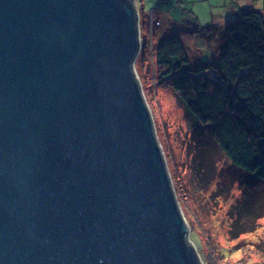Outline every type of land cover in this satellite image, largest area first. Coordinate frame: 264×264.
Listing matches in <instances>:
<instances>
[{
    "label": "water",
    "instance_id": "water-1",
    "mask_svg": "<svg viewBox=\"0 0 264 264\" xmlns=\"http://www.w3.org/2000/svg\"><path fill=\"white\" fill-rule=\"evenodd\" d=\"M140 49L135 0H0V264H203Z\"/></svg>",
    "mask_w": 264,
    "mask_h": 264
},
{
    "label": "rangeland",
    "instance_id": "rangeland-1",
    "mask_svg": "<svg viewBox=\"0 0 264 264\" xmlns=\"http://www.w3.org/2000/svg\"><path fill=\"white\" fill-rule=\"evenodd\" d=\"M142 1L136 0L137 6ZM145 1L147 5L151 2ZM153 6L159 16L155 15L153 25L151 16L154 11L148 15L141 12L142 19L145 18L141 49L142 43L144 47L135 69L154 120L173 189L189 224L190 240L203 264H264V218L259 220L254 233L242 235L239 239H232L230 234L233 222L239 219L241 205L247 199L257 202L259 196L249 198V195L256 196L257 191L264 190L263 186L256 182L252 185L235 182L244 178L242 173L219 149H211L209 155L214 161V172L212 168L210 172L215 174L216 180L205 187L196 174V153L203 148L198 149L194 141L193 121L179 102L170 81L160 75L154 54L159 38L174 34L181 36L194 67L214 65L225 44V26L245 8L262 10L263 0H156ZM216 13L229 14L228 21L218 22L213 17ZM156 21L161 24L155 26ZM216 23L211 37L205 28ZM199 242L208 255L207 261L197 247Z\"/></svg>",
    "mask_w": 264,
    "mask_h": 264
},
{
    "label": "trees",
    "instance_id": "trees-1",
    "mask_svg": "<svg viewBox=\"0 0 264 264\" xmlns=\"http://www.w3.org/2000/svg\"><path fill=\"white\" fill-rule=\"evenodd\" d=\"M144 19L139 18L141 27ZM213 28H205L206 33L210 35ZM223 38L217 62L194 67L181 36L164 34L155 45L156 64L193 121L194 141L198 149L203 148L197 149L196 174L205 187L216 180L210 172L214 161L209 152L219 149L244 176L235 182H256L264 188V0L262 10L237 12L225 26ZM252 196L259 200L247 199L241 205L239 219L230 229L232 239L254 233L264 218V190ZM197 247L207 261L203 245L199 242Z\"/></svg>",
    "mask_w": 264,
    "mask_h": 264
},
{
    "label": "crops",
    "instance_id": "crops-1",
    "mask_svg": "<svg viewBox=\"0 0 264 264\" xmlns=\"http://www.w3.org/2000/svg\"><path fill=\"white\" fill-rule=\"evenodd\" d=\"M154 2H156V0H151V2H150V4L149 5H147L146 4V1L145 0H143L142 2H140V4H138V6H137V4H136V0H135V4H136V8L140 11V12H142L144 15L145 14H150L152 11H155L156 12V9H155V7L153 6V3ZM141 7H143V8H141ZM213 17H214V19H218V22H220V21H222V22H225L226 23V21H228V18H229V14H213ZM215 21V20H214ZM215 23V22H214ZM217 24L218 23H216V24H213L212 26L214 27L213 28V30L215 29V27H217ZM214 32H212L211 34H210V36L212 37V34H213Z\"/></svg>",
    "mask_w": 264,
    "mask_h": 264
},
{
    "label": "built area",
    "instance_id": "built-area-1",
    "mask_svg": "<svg viewBox=\"0 0 264 264\" xmlns=\"http://www.w3.org/2000/svg\"><path fill=\"white\" fill-rule=\"evenodd\" d=\"M140 14H141V12H140V13L138 12V18H141V15H140ZM152 17H153V18H152ZM154 17H155L154 15L151 16V22H152V25L154 24V23H153ZM159 24H161L160 21H156L155 26H158ZM139 29H140V41H141L142 27H141L140 24H139Z\"/></svg>",
    "mask_w": 264,
    "mask_h": 264
},
{
    "label": "clouds",
    "instance_id": "clouds-1",
    "mask_svg": "<svg viewBox=\"0 0 264 264\" xmlns=\"http://www.w3.org/2000/svg\"><path fill=\"white\" fill-rule=\"evenodd\" d=\"M137 11L139 12V10L137 9Z\"/></svg>",
    "mask_w": 264,
    "mask_h": 264
}]
</instances>
